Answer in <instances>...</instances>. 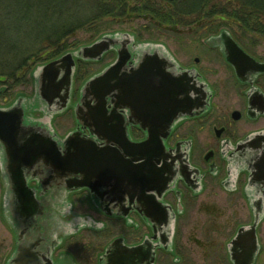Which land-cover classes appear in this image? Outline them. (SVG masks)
<instances>
[{"label":"flooded vegetation","instance_id":"flooded-vegetation-1","mask_svg":"<svg viewBox=\"0 0 264 264\" xmlns=\"http://www.w3.org/2000/svg\"><path fill=\"white\" fill-rule=\"evenodd\" d=\"M219 33L210 35L204 44L183 46L194 53L187 60H178L163 45L138 44L125 34L115 37L117 44L98 62H86L73 52L72 91L67 109L59 113L41 98L36 75L35 104L25 98L22 102L25 123L34 124L26 130L27 138L54 137L63 155L68 138L81 132L99 151L109 148L121 156L124 176L132 174L118 190L102 187V175L93 180L101 188L78 189L71 186L76 176L61 181L55 167L42 160L30 157L25 164L12 167L0 144V217L10 237L4 264H187L178 245L179 230L203 194L217 198L224 193L243 200L252 223L238 230L249 229L255 222L258 229L264 220V73L239 80L226 62ZM125 47L128 54L121 75L136 72L153 79L141 80L147 84L142 93L131 85L121 88L119 99H106L100 120L79 125L75 110L84 84L115 64ZM103 61L102 71L74 91L78 65ZM170 83L174 103L165 111L162 106L153 108L154 86L160 91ZM70 110L74 128L61 137L51 124ZM40 112L48 123L34 118ZM168 123V135L160 138L164 150L150 162L149 183L140 195V184L135 181L140 160H135L138 156L133 157L119 133L124 132L128 143L140 144L148 131H165ZM258 165L260 180L255 176ZM245 245L227 247L229 264H236L232 255L243 264L240 255L247 256L244 253L250 250Z\"/></svg>","mask_w":264,"mask_h":264},{"label":"water","instance_id":"water-1","mask_svg":"<svg viewBox=\"0 0 264 264\" xmlns=\"http://www.w3.org/2000/svg\"><path fill=\"white\" fill-rule=\"evenodd\" d=\"M219 38L224 46L226 62L234 69L235 75L239 80L242 81L247 74L254 77L264 73V63L257 62L245 53L226 31H222ZM115 44H117L115 37H103L93 45L81 48L78 51V58L84 61H100L104 53ZM125 44H129V41H125ZM213 44L217 45L216 41ZM127 52V48L125 47L123 52L119 53V59L115 64L84 85L81 92V100L75 110V116L79 125L85 126L86 121H89V119L97 118L100 120L101 111L105 108L106 99L109 97L119 99L118 93L121 91V88L131 85L135 87L137 93H142V89L146 88L147 84L141 82V80L153 79V76L141 78L136 72L129 75H121V70L126 63ZM74 67L73 56L71 53H68L41 68L38 92L41 98L49 104L51 110L55 109L56 112H62L67 108ZM154 87V97L150 101L152 107L158 109L162 106L163 111L167 110L170 103H174L172 83L169 86H162L160 91L157 86ZM129 93L134 94L132 91H129ZM190 99L188 98L187 101L189 102ZM174 118L175 115L172 116L171 122H173ZM170 123H168L165 131H148L146 141L140 144L128 143L124 132L120 131L119 133L129 147L127 149L132 151L133 157L138 156L135 160H140L141 164L136 168L135 174L139 178H135V181H138V184H140V195L144 194L145 185L149 183L148 167L150 162L157 156L158 151L164 150L160 138L166 133L168 135ZM33 125L25 123L21 99L8 110L0 109V144L5 148L6 155L13 162L12 167L14 168L25 164L32 157L42 160L44 164L53 165L55 168L52 167L57 171V176L61 181L70 178V175H74L76 176V180L72 182L71 186L78 189L89 188L94 190L101 188L100 182L95 183V176L100 177L102 175V187L103 185H107L111 190H118L119 184L122 185L121 182L132 174L130 172L128 176H124V170L120 169L119 165V161L122 159L121 156H118L116 152H112L109 148L99 151L93 142L90 145L81 132L75 133L68 138L67 142H65L66 144H64L65 152L61 155L54 137H44L37 141L29 139L30 137L27 138L28 135L25 132ZM90 150L94 151L93 155H89L88 151ZM261 171V165H258L255 176L259 180L263 176ZM93 180L95 181L94 183ZM67 181L69 185V180ZM93 185L94 187H91ZM256 225L257 222L249 229H240L236 238L231 242L233 247L246 244L245 246L250 248V250L244 253L247 256L240 255L239 261L243 262V264H253L255 261L258 252ZM231 259L238 264V260L234 259L233 255Z\"/></svg>","mask_w":264,"mask_h":264},{"label":"trees","instance_id":"trees-1","mask_svg":"<svg viewBox=\"0 0 264 264\" xmlns=\"http://www.w3.org/2000/svg\"><path fill=\"white\" fill-rule=\"evenodd\" d=\"M133 19L264 42V0H0V87L23 77L29 63L61 56L77 33L106 35Z\"/></svg>","mask_w":264,"mask_h":264},{"label":"rangeland","instance_id":"rangeland-1","mask_svg":"<svg viewBox=\"0 0 264 264\" xmlns=\"http://www.w3.org/2000/svg\"><path fill=\"white\" fill-rule=\"evenodd\" d=\"M195 31V30H194ZM192 32V30L176 27H160L145 19H133L115 27L109 33L129 34L134 37L138 44L163 45L178 60H183L189 52L186 45L204 44V40L210 35L218 32ZM233 36V32H230ZM244 44L240 43L251 56L264 62V42L255 41L251 35L244 36L239 33ZM104 34L90 36L84 32L77 33L65 45L62 53L76 52L80 47L89 45ZM250 42H255L250 44ZM194 54V53H193ZM194 56V55H193ZM187 60V58L185 59ZM45 63L28 64V69L23 77L7 82L6 86L0 87V107L7 108L14 104L19 97H24L31 104H35L37 71ZM105 61L95 64H79L74 74V91L78 92L82 85L93 75L102 71ZM222 76V74H221ZM77 97L73 100L76 103ZM33 106V105H32ZM35 106V105H34ZM40 108V106H39ZM73 111L70 110L65 116L52 122V127L63 137L74 128ZM48 123L44 113L40 112L34 117ZM53 121V120H52ZM1 179V177H0ZM1 182V180H0ZM197 207L190 212L189 221L182 222L180 226L179 247L182 248L181 255L187 264H229L227 262V247L241 226L251 224V216L246 203L224 193L217 198L203 194L196 202ZM2 210V193L0 192V216ZM184 224V226H183ZM9 234L3 227L0 217V264H4L5 249L9 244ZM258 242L260 251L255 264H264V220L258 228ZM182 246V247H181ZM173 257H170L171 262Z\"/></svg>","mask_w":264,"mask_h":264}]
</instances>
